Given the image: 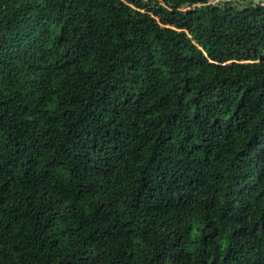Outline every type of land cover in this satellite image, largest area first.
Listing matches in <instances>:
<instances>
[{
	"label": "trees",
	"instance_id": "obj_1",
	"mask_svg": "<svg viewBox=\"0 0 264 264\" xmlns=\"http://www.w3.org/2000/svg\"><path fill=\"white\" fill-rule=\"evenodd\" d=\"M0 264H264V1L0 0Z\"/></svg>",
	"mask_w": 264,
	"mask_h": 264
},
{
	"label": "rangeland",
	"instance_id": "obj_2",
	"mask_svg": "<svg viewBox=\"0 0 264 264\" xmlns=\"http://www.w3.org/2000/svg\"><path fill=\"white\" fill-rule=\"evenodd\" d=\"M256 1H264V0H256ZM218 2H219V1L215 2V4L218 3Z\"/></svg>",
	"mask_w": 264,
	"mask_h": 264
}]
</instances>
